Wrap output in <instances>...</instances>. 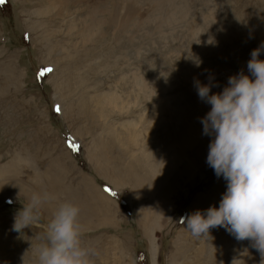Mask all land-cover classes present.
Masks as SVG:
<instances>
[{
    "label": "rangeland",
    "instance_id": "374dc122",
    "mask_svg": "<svg viewBox=\"0 0 264 264\" xmlns=\"http://www.w3.org/2000/svg\"><path fill=\"white\" fill-rule=\"evenodd\" d=\"M66 1L0 3L1 264H35L64 200L81 209L94 264H259L225 227L197 238L179 221L218 208L227 190L207 163L211 105L194 79L213 76L216 93L248 74L264 0ZM44 191L55 200L14 231L15 213Z\"/></svg>",
    "mask_w": 264,
    "mask_h": 264
},
{
    "label": "clouds",
    "instance_id": "9594fccd",
    "mask_svg": "<svg viewBox=\"0 0 264 264\" xmlns=\"http://www.w3.org/2000/svg\"><path fill=\"white\" fill-rule=\"evenodd\" d=\"M261 48L251 52L247 72L228 78L222 91L212 93L214 77L208 83L194 79L199 98L211 105L201 118L203 134L211 136L207 163L216 176L227 181L219 207L197 210L181 217L180 223L194 237H207L216 227H225L238 241H250L264 264V59ZM199 67V64H197ZM55 197L33 192L15 213L12 229L23 232L40 220L41 209ZM11 203V201H9ZM79 205L59 202L47 224L42 243L36 248L35 264H94L98 255L83 240ZM32 247V246H31ZM25 256L22 262L25 264Z\"/></svg>",
    "mask_w": 264,
    "mask_h": 264
},
{
    "label": "bare ground",
    "instance_id": "6f19581e",
    "mask_svg": "<svg viewBox=\"0 0 264 264\" xmlns=\"http://www.w3.org/2000/svg\"><path fill=\"white\" fill-rule=\"evenodd\" d=\"M56 2V1H55ZM54 3V2H53ZM54 5V4H53ZM179 6V5H178ZM131 11V10H130ZM96 13V12H95ZM95 15V14H94ZM112 15V14H111ZM92 16H93V14H92ZM96 16V15H95ZM129 16V15H128ZM138 16V15H137ZM92 19V18H91ZM129 20V19H128ZM125 21V20H124ZM98 22H100V21H98ZM122 23V22H121ZM98 25H99V23H98ZM87 25H85L84 26V28L82 29V31H84L85 33H87V35L89 36L90 35V33H93V32H88V29L90 28V27H86ZM98 27V26H97ZM90 30V29H89ZM92 35V34H91ZM49 51L50 52H53L54 51V48L52 47V48H50L49 49ZM58 62H59V60H58ZM58 62H57V60L55 61V63H56V65H55V67H56V70H58V68L60 67V64H58ZM55 70V71H56ZM190 72V71H189ZM188 72V74H190ZM54 75H55V72H54ZM53 76V75H52ZM161 90H163V89H161ZM114 96L112 95H108V100L110 101V102H112V100L114 101ZM163 98V97H162ZM59 99V98H58ZM102 99V98H101ZM103 100V102L102 103H104V104H106L107 102V98L105 99L106 101L104 102V99H102ZM163 104H167L166 102H164ZM163 106V105H162ZM167 106H168V104H167ZM162 108V107H161ZM94 120V119H93ZM195 125V124H194ZM114 130V129H113ZM183 134V133H182ZM180 135V139H179V141L178 142H176V143H178V144H180L182 147L183 146H189V145H191V143L193 142L192 140H190L191 138H187V137H183V135ZM188 136V135H187ZM196 137V136H195ZM176 140V139H175ZM183 151V150H182ZM178 152V151H177ZM184 153V152H183ZM176 156V155H175ZM137 163H138V161H136ZM154 170V169H153ZM152 171V170H151ZM150 171V172H151ZM155 172L157 171V170H154ZM153 172V171H152ZM152 175V174H151ZM136 176V175H135ZM150 177V176H149ZM152 179H154V178H152ZM143 182H145V181H143ZM155 182V181H154ZM156 183V182H155ZM160 183V182H159ZM157 185H159L158 184V182H157ZM157 187V186H156ZM146 188V187H145ZM2 252V250H1V248H0V253ZM3 254V253H2ZM1 262H2V260L0 261V264H1Z\"/></svg>",
    "mask_w": 264,
    "mask_h": 264
},
{
    "label": "crops",
    "instance_id": "0c3cea01",
    "mask_svg": "<svg viewBox=\"0 0 264 264\" xmlns=\"http://www.w3.org/2000/svg\"><path fill=\"white\" fill-rule=\"evenodd\" d=\"M59 1V0H58ZM62 3L63 2H67L66 0H60ZM118 163V162H117ZM117 163H115L116 165H118ZM100 170V169H99Z\"/></svg>",
    "mask_w": 264,
    "mask_h": 264
},
{
    "label": "snow or ice",
    "instance_id": "6c2138e0",
    "mask_svg": "<svg viewBox=\"0 0 264 264\" xmlns=\"http://www.w3.org/2000/svg\"><path fill=\"white\" fill-rule=\"evenodd\" d=\"M4 2V0H0V3H3ZM48 71H51V69H49ZM57 110H59V109H57ZM108 191H110V190H108Z\"/></svg>",
    "mask_w": 264,
    "mask_h": 264
}]
</instances>
